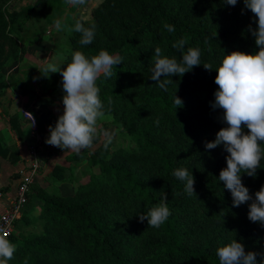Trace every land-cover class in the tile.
Wrapping results in <instances>:
<instances>
[{"label": "trees", "instance_id": "16d2710c", "mask_svg": "<svg viewBox=\"0 0 264 264\" xmlns=\"http://www.w3.org/2000/svg\"><path fill=\"white\" fill-rule=\"evenodd\" d=\"M10 1L0 0V73L10 61L24 58L29 41L20 34L36 11L43 12L49 25L61 20L65 11V0H35L13 10L6 5ZM92 14L90 20L61 21L68 30L69 46L60 67L77 50L95 55L106 49L123 58L111 78L97 81L104 114L119 127L118 135L95 136L80 181L73 168L54 166L51 182L76 183L73 193L64 194L61 188L33 190L37 180L33 183L28 203L36 202L40 211L35 218L24 211L17 224L42 221V230L9 238L17 245L9 264H218L217 247L232 238L241 241L246 251L256 252L259 260L264 253V226L248 219L251 201L234 207L231 193L218 180L226 167L223 146L205 149V142L227 126L223 109L211 106L218 87L215 69L227 52L258 51L250 31L256 28L254 14L243 0L235 6L225 0H103ZM78 21L85 27L96 26L93 42L83 47L78 43L81 34L72 30ZM165 24L174 25L175 32H168ZM180 39L187 41L184 51L201 49L202 64L183 76H172L173 81L161 88L150 78L154 49L159 46L164 55L179 60L181 52L172 45ZM47 79L49 93L59 97L60 74ZM168 79L161 77V82ZM176 96L181 106L176 107ZM36 117L40 135L47 138L58 117ZM10 121L23 142H29L23 114ZM62 152L53 146L48 154ZM0 155L13 163L24 161L16 146L6 144L1 135ZM66 157L79 160L73 152ZM178 167L192 170L197 196H188L184 183L172 175ZM242 180L254 197L264 185V162L255 177L242 174ZM161 191L172 214L160 228L148 227L138 215L159 203Z\"/></svg>", "mask_w": 264, "mask_h": 264}, {"label": "clouds", "instance_id": "9594fccd", "mask_svg": "<svg viewBox=\"0 0 264 264\" xmlns=\"http://www.w3.org/2000/svg\"><path fill=\"white\" fill-rule=\"evenodd\" d=\"M73 4H83L84 0H70ZM235 6L238 0H225ZM246 9L255 16L256 28L251 29L258 51L244 52L233 50L227 52L216 70L213 109H223L222 127L215 139L205 142V149L212 150L223 146L227 152L226 167L222 168L218 180L232 196L234 207L248 204V219L264 226V185L255 192L254 197L242 180V174L255 177L257 169L264 162V0H243ZM56 29L62 30L60 20ZM165 29L175 32L174 25L165 24ZM81 34L78 43L83 47L93 42L96 26L85 27L79 21L72 29ZM185 39L176 41L172 47L181 52L178 60L162 53L157 46L154 49V67L150 78L161 88L171 83L172 76H183L201 63V49L189 47L184 51ZM123 62L119 54L100 49L95 55L85 54L82 50L73 51L66 66L46 64L39 71L47 77L49 73H59L63 88V113L58 116L55 126H49V136L45 142L61 150L80 154L94 145L98 119L104 115V103L99 96L97 81L101 77L111 78L113 69ZM205 69H213L203 64ZM116 75V73H115ZM161 77H170L161 82ZM176 107L182 100L176 96ZM35 123V121H34ZM33 123V124H34ZM155 123L159 125V120ZM247 129L248 131H244ZM172 175L184 183V192L188 196L196 195L195 178L192 170L178 167ZM167 195L161 191L159 203L152 206L146 214L138 215L139 220H147L148 227L160 228L171 216ZM17 245L5 235H0V264H9L14 258ZM246 251L244 244L232 238L216 249L218 264H264V253Z\"/></svg>", "mask_w": 264, "mask_h": 264}, {"label": "rangeland", "instance_id": "374dc122", "mask_svg": "<svg viewBox=\"0 0 264 264\" xmlns=\"http://www.w3.org/2000/svg\"><path fill=\"white\" fill-rule=\"evenodd\" d=\"M103 0H84L83 4H73L70 2V0H65V11L64 13L60 16L61 20H66L68 17L70 20H72L71 23H75L76 20L78 19H83V20H90L93 18V10L102 2ZM22 2V1H21ZM21 2H16V1H11L9 2L7 5L8 9L11 8H18L21 6ZM21 8V7H20ZM13 10V9H12ZM42 11L38 10L36 11L35 16L27 23V28L21 32L20 34V38H30L33 42L34 45L36 43H40L41 41L45 44V47H50L51 44L55 45L53 46V52H52V63L55 65L60 66L61 63L64 60V53L66 52V50L68 49V41H69V34H68V30L65 26H63L62 30L58 31L56 28H54L55 24L49 25L46 24V21L43 20V16H42ZM50 31V32H49ZM28 41V39H26ZM47 47V48H48ZM49 50V49H47ZM49 52H47V55L44 58H47L49 56ZM27 53L24 55V58H26L25 61H22L23 68H26L25 64H33L32 71H28L29 73H31L32 79H37V81H35L34 83H36V86L38 89H34V95L36 96L37 99L43 100V101H47L50 98L54 99V102H59V103H63V95L64 93H61L58 97L57 93H53L50 94L49 93V82L43 81V75H38V72H40L39 66L43 65L44 61L46 60H42V56L40 53H36V56H40L38 57V59L35 61L31 58V56H26ZM23 58V59H24ZM22 59V60H23ZM16 61H10L8 64L10 63H14ZM8 66V65H6ZM5 70V68L3 69V71ZM1 74V73H0ZM38 75V76H37ZM41 80V83H39V81ZM39 83V84H38ZM29 87H31V85H28ZM33 91V89H32ZM33 93V92H31ZM44 96H48L47 98H43ZM22 107V106H21ZM25 107V106H23ZM22 107V108H23ZM21 108V110H22ZM29 109V108H28ZM31 110V109H30ZM32 111V110H31ZM34 114H36L34 111H32ZM22 113V112H21ZM112 117L110 115H103L101 118L98 119L97 125H96V133L95 136L99 137L101 139H105V138H109V139H115L118 135V131H119V127L115 126L112 122ZM26 126L29 127V130H27V134H29V136H31L30 141L28 142V150L30 147H37L39 154V163H40V177H38L37 179V185L34 186L33 190H37L39 188H44L47 191H53L54 188H61L62 192L65 194H71L74 192V188L77 185L76 183H70L69 180L67 182H60V181H56V182H51L52 180V176H50V171L49 169L51 168V166L57 164H63L62 162H56L55 160V155L57 154H53V155H49V151L52 150L53 146L47 144L45 142L46 138H43L42 136V142L40 143V145L42 144V147L40 146H36V141L34 139V137L31 134V128L29 123L26 121ZM30 146V147H29ZM41 148V149H39ZM92 148V147H91ZM90 155L89 150H83L80 154H79V160H75L74 161V167L73 169L76 170V179L77 181H80L83 179V175H82V167L85 163H87V159ZM53 170V169H52ZM48 174L47 176L49 177V179L47 177H43L44 174ZM38 202V201H37ZM24 211L28 214V216L30 218L34 217L35 218V213H37L38 211H40V206L36 205L35 203H28L25 206ZM32 220V219H31ZM42 226H43V222L42 221H37V220H33L30 224H26L24 223V221H20L17 224V229H16V236H32L34 233H39L42 230Z\"/></svg>", "mask_w": 264, "mask_h": 264}, {"label": "crops", "instance_id": "0c3cea01", "mask_svg": "<svg viewBox=\"0 0 264 264\" xmlns=\"http://www.w3.org/2000/svg\"><path fill=\"white\" fill-rule=\"evenodd\" d=\"M14 1L16 2L22 1L20 7H24L35 2V0H14ZM54 28H56V26H54ZM25 39H28L29 41L26 56H31V58L36 61L38 57H40V56L37 57L36 53H40L43 58L42 60H46L44 61L42 66L41 65L39 66V69L43 68L46 64L49 63L53 64L52 48L56 42L54 44L50 43L51 46L50 47L47 46L48 47L47 48L44 46L45 44L42 41L34 45V42L30 38L25 37ZM47 52H49L50 54L47 58H44L47 55ZM64 59H65V55H64ZM25 60L26 58L8 64V66L5 67V70L2 71L0 74V135L4 138L6 144L14 147L16 146V148L19 150L20 158H23L24 160L21 161L20 159L18 162L13 163L8 158H5L0 155V212L7 204L8 200L15 196V190L18 182L16 171L18 167L29 158V150H28L29 143L23 142V139L19 136L16 129L12 128L10 119L15 114L20 113L21 108L23 106L28 107L43 119L47 118L50 115H55L58 117L60 114L63 113V109H64L63 103L54 102V99L52 98H50L47 101H43L36 98V96L34 95L35 92L34 89H38V88L36 86V83L34 82L37 81V79L35 78L32 79L33 75L29 73L30 71L33 70L32 68L33 64L31 63L25 64L26 68H23L24 64H22V61ZM26 63H28L27 60ZM41 74H42L41 72H38V75ZM51 74L52 73H49L47 77H45L42 74L44 78L43 81H45V83L50 81V79L47 78ZM13 82H15L17 84V87L20 88H16ZM39 83H41V80L39 81ZM28 85H31V87H29ZM45 97L47 98L48 96H44L43 98ZM70 153H71L70 151H65L55 155V159H56L55 161L58 163L62 162L63 163L62 165L73 168L74 161H68L66 159L67 158L66 156H68V154ZM55 165H57V163ZM55 165L51 166L49 171L50 170L52 171ZM47 175L48 174L45 173L43 177L44 176L46 177Z\"/></svg>", "mask_w": 264, "mask_h": 264}, {"label": "built area", "instance_id": "2783aa9c", "mask_svg": "<svg viewBox=\"0 0 264 264\" xmlns=\"http://www.w3.org/2000/svg\"><path fill=\"white\" fill-rule=\"evenodd\" d=\"M21 112L30 125L32 136L35 141L37 140L36 146L42 147V144L40 145L42 137L39 133L36 114L26 106L22 108ZM38 154L39 151L37 147L29 148V158L23 162L16 171L18 182L15 196L8 200L3 210L0 212V235L6 234V238L8 239L16 234V224L17 221L21 220L23 217L25 206L29 200L31 187L38 177H40Z\"/></svg>", "mask_w": 264, "mask_h": 264}]
</instances>
